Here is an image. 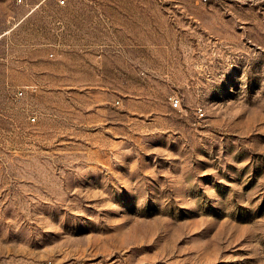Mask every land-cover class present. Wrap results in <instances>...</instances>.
Segmentation results:
<instances>
[{
	"label": "rangeland",
	"instance_id": "1",
	"mask_svg": "<svg viewBox=\"0 0 264 264\" xmlns=\"http://www.w3.org/2000/svg\"><path fill=\"white\" fill-rule=\"evenodd\" d=\"M58 3L0 0V264H264V0Z\"/></svg>",
	"mask_w": 264,
	"mask_h": 264
},
{
	"label": "built area",
	"instance_id": "2",
	"mask_svg": "<svg viewBox=\"0 0 264 264\" xmlns=\"http://www.w3.org/2000/svg\"><path fill=\"white\" fill-rule=\"evenodd\" d=\"M23 0H19V2H22ZM65 4V0H59V5H64ZM175 106H178V103H176ZM36 119L33 118V121H35Z\"/></svg>",
	"mask_w": 264,
	"mask_h": 264
},
{
	"label": "trees",
	"instance_id": "3",
	"mask_svg": "<svg viewBox=\"0 0 264 264\" xmlns=\"http://www.w3.org/2000/svg\"><path fill=\"white\" fill-rule=\"evenodd\" d=\"M59 4V3H58Z\"/></svg>",
	"mask_w": 264,
	"mask_h": 264
}]
</instances>
